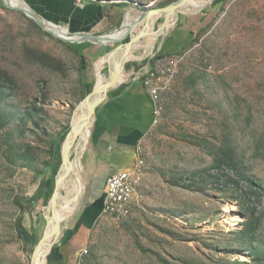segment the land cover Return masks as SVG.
Here are the masks:
<instances>
[{"label":"rangeland","instance_id":"374dc122","mask_svg":"<svg viewBox=\"0 0 264 264\" xmlns=\"http://www.w3.org/2000/svg\"><path fill=\"white\" fill-rule=\"evenodd\" d=\"M94 1L121 7L122 18L133 11L131 19L141 6L177 0ZM186 17L199 25L181 49L164 46L161 17L151 34L157 37L153 51L142 55L146 36L130 61L152 54L162 60L159 113L139 147L141 176L128 213L102 217L89 264H264V0H216L180 20ZM103 50L94 45L82 58L0 0V264H31L47 232L49 202L30 199L52 164L59 172L63 167L62 150L54 157L51 151L63 147L62 135L93 90V64ZM163 58L175 63L171 72ZM103 75L110 76L109 65ZM78 140L72 143L73 137L72 148ZM229 206L238 220L227 214ZM21 220L30 235H20Z\"/></svg>","mask_w":264,"mask_h":264},{"label":"crops","instance_id":"0c3cea01","mask_svg":"<svg viewBox=\"0 0 264 264\" xmlns=\"http://www.w3.org/2000/svg\"><path fill=\"white\" fill-rule=\"evenodd\" d=\"M24 1L41 18L65 29L68 27L73 33L83 32L85 29L96 33L108 32L123 15L121 7L94 0L84 1L81 6L74 0ZM191 20L186 17L177 22L174 18L170 23L169 28L173 30L164 45L169 51L181 49L195 37L198 23ZM176 22L179 23L178 29L175 27ZM103 49L93 66L106 56L114 55L115 46L108 52ZM147 62L148 60L128 63L131 68H126V73L121 75L122 83L110 90L97 107L84 152L76 167L72 206L65 218L68 220L63 224L59 240L48 252L43 264L77 263L79 253L90 247L94 229L103 217L108 178L132 168L136 163L140 144L152 130L155 119L154 104L148 90L136 78V74L133 75L140 64L145 65ZM65 205L67 206V199Z\"/></svg>","mask_w":264,"mask_h":264},{"label":"water","instance_id":"95a60500","mask_svg":"<svg viewBox=\"0 0 264 264\" xmlns=\"http://www.w3.org/2000/svg\"><path fill=\"white\" fill-rule=\"evenodd\" d=\"M3 4L6 8L10 9V10H14L17 12H20L21 14H23L24 16H26L30 21H32L33 23H35L38 27H40L45 33L49 34L51 37L64 42L66 44H70V45H83V44H92L93 46H100L103 47L105 42H110L112 41V46H115V49L113 50V52H119L122 50H124L125 48V55L129 52L132 51V49L134 48L135 44L139 41H141L144 37L148 36V34L146 35V27H144L142 29L141 32H137V29L140 28V21H142L143 19L140 18V14L145 13L147 14L146 16V25H148L147 22H149L150 18L153 15H167V14H171V17L173 16L174 18L177 19V21L180 19L181 15H189V13H183L180 12V9L184 8L190 0H177L167 6L161 7V8H145L143 6H141L138 10H137V14L136 17L132 23V26L130 28V30L127 32L126 35L116 38V39H109V35L110 34H114L118 31V30H122L123 29V23H124V17L127 11H125V14L123 16V18L121 17L119 22V28L115 29L114 31L110 32V33H96L93 32L90 29H85L83 32H78V33H73L70 31V28H68L67 26V33L65 34L63 32H56L53 31L52 29H50L49 25L50 22H47L45 19L41 18L36 12H34V10H32V8L25 2V4L29 7V8H25V7H18L15 6L14 4H12V0H2ZM216 0H213L209 5L202 7L200 10H197L195 12H193L192 14H197L200 13L202 11L207 10ZM127 10V9H126ZM168 19H170V17L165 16L164 17V22H163V26L162 28H159L158 32H159V36H163V40H165V38L167 37V31L163 32V29L166 27L167 23H168ZM59 26V25H58ZM61 27V26H60ZM109 34V35H107ZM159 38V37H158ZM153 55V54H152ZM151 55V56H152ZM122 56V55H121ZM150 56H146V57H140L137 60H135V62H140V61H144L146 58H149ZM124 58V55L122 57L121 60V64L118 66L117 72L114 75V77L111 78V80L105 84V85H101V86H94L93 90L90 92V94L86 97L85 101L82 104H87L88 105V109H87V116H86V120L88 121H93L95 114H96V109L97 107L103 102L105 96L108 94V92L110 90H112L113 88H115L116 86H118L119 84H121L122 82H120L121 79V75L126 73V66L128 63H130V61H126L125 63H122ZM93 99V100H92ZM73 130V126L71 128L70 133L67 135L65 141H64V145L62 147V159H63V165L66 164L67 162H69L70 164L71 162V151H72V144H69V139H70V135L71 132ZM78 139V134H74V141H72V143H75L76 140ZM87 149V148H86ZM68 174L67 175H72L73 170L70 168V165L67 168L66 171ZM61 181H63L60 177V172L58 173L57 177H56V182H55V189H54V193L49 201V205H48V209H50L49 215H51L54 219V226L52 228V231L50 232V235L47 234V232L45 231L43 239L39 242L37 248L35 249L33 256H32V260H31V264H34L39 256V254L43 251L44 248H42V246L47 243L50 239L53 240V244L51 245V247L49 248V252L53 249V247L56 245V243L59 240V237L61 235L62 232V226L63 224L68 220H62L61 218H59L58 215L55 214L56 211V200H57V194H58V188L61 185ZM48 223H47V227L48 228ZM53 238V239H52Z\"/></svg>","mask_w":264,"mask_h":264},{"label":"bare ground","instance_id":"6f19581e","mask_svg":"<svg viewBox=\"0 0 264 264\" xmlns=\"http://www.w3.org/2000/svg\"><path fill=\"white\" fill-rule=\"evenodd\" d=\"M213 0H201V2L198 3V0H190V2H193V4H190V2L182 9H180V12H183V13H193L197 10H200L202 7H205L207 6L210 2H212ZM12 4H14L15 6H18V7H22L20 5H17L13 0H12ZM133 12V11H132ZM130 12V14L132 13ZM127 15L125 18H124V23H123V29L122 30H118L115 35H111L109 37V39H116V38H119L123 35L126 34V32L131 28L132 26V23L136 17V14L134 17H132L131 19H128V17L130 16ZM169 15V14H167ZM167 15H153L149 22L148 25H147V33H148V37L150 38V41H149V47L142 53L143 54H150L155 45H156V39L157 37L155 38H152L151 37V34L154 32L155 33V22L161 18V17H165ZM146 16L147 14L145 13H142L140 14V18H142L143 20L140 21V27L144 24L146 25L145 21H146ZM48 22V21H47ZM50 29H52L53 31H58V32H63L65 34H68L67 31L68 29H65L63 27H60L56 24H53L50 22V25H49ZM159 28H162V25H160ZM143 29V28H142ZM137 32H141L140 31V28L137 29ZM160 32V31H159ZM159 32H158V35H159ZM140 42V41H139ZM139 42H137L134 46V48L132 49V51H129L126 55H125V51L124 52H120V53H117L115 55H111V56H106L104 59H102L95 67V75H96V86H101V85H105L107 84L112 77H114L115 73H116V68L118 67V64L121 63V60H122V57L124 55V58H123V61L122 62H126V61H129V60H134L136 59L137 57V51L136 49H138V46H139ZM110 45H112V41L110 42H105L103 47H109ZM140 51V50H139ZM138 51V52H139ZM142 52V51H141ZM149 52V53H148ZM122 55V56H121ZM104 65H109V69H110V76L108 78L104 77L103 75V70H104ZM104 67L102 70L101 68ZM101 70V71H100ZM93 100V99H92ZM87 109H88V105L85 103L81 109L78 111L77 113V116L75 117V120H74V124H73V130L71 132V135H70V142L71 143V140L73 139L74 137V133H78L80 128H81V124L83 123V118L87 115ZM91 124H92V121H88L86 120V127H85V131H84V134H83V139H82V133L79 132V135H78V145L75 146L74 148H72V151H71V155L72 153H75L77 155V159L75 162H72L71 164L69 162H67L66 164L63 165V167H65L64 169V176H63V181L61 182V185L59 186L58 188V194H57V200H56V215L59 216V218H61L62 220H65L71 206H72V196H73V192H74V188H73V179H74V176H75V171H76V167L81 159V152L83 151L84 147H85V143H86V140H87V137H88V134H89V131H90V127H91ZM66 165V166H65ZM70 165V168L73 170L74 173H72V175H67L68 173L66 172L67 171V168L68 166ZM63 167L61 169H63ZM60 169V173L62 172ZM66 187V194L67 196H64L62 194L63 190L65 189ZM67 199V206L65 205V201ZM50 210V209H49ZM226 212L227 214H229L235 221L239 219V216L237 213H235L232 208L229 206L226 208ZM47 223L49 224L48 225V228H47V234L50 235V232L52 231V228L54 226V222L52 224V216L51 215H48L47 216ZM53 239V238H52ZM53 244V240H49L47 243H45L42 248L43 251L39 254L36 262L34 264H43L45 258H46V255L48 254L49 252V248L51 247V245Z\"/></svg>","mask_w":264,"mask_h":264},{"label":"built area","instance_id":"2783aa9c","mask_svg":"<svg viewBox=\"0 0 264 264\" xmlns=\"http://www.w3.org/2000/svg\"><path fill=\"white\" fill-rule=\"evenodd\" d=\"M84 1L91 0H74L78 6L83 5ZM148 62L145 65L140 64L136 69V78L140 79L144 87L148 90L152 103L154 104V117L158 116V103L160 99L161 84L163 76L166 74L163 66H161V59H158L154 54L146 58ZM144 60V61H145ZM166 62L169 60L163 58ZM137 62V61H136ZM143 61L137 62L142 63ZM170 67L167 69L171 72V68L175 65L174 62H168ZM154 119V123H155ZM139 159V150L137 160ZM141 176V167L139 164H134L132 168L111 175L105 187V199L103 216H125L128 213L129 205L133 201L136 189L139 185ZM90 256L89 247L83 249L77 259L76 264H89L88 259Z\"/></svg>","mask_w":264,"mask_h":264},{"label":"trees","instance_id":"16d2710c","mask_svg":"<svg viewBox=\"0 0 264 264\" xmlns=\"http://www.w3.org/2000/svg\"><path fill=\"white\" fill-rule=\"evenodd\" d=\"M221 2H225V1H227V0H220ZM211 3V2H210ZM209 3V4H210ZM208 4V5H209ZM167 16H170V18L171 19H169V21H168V23H167V25H166V29L168 30L169 29V26H170V23L172 22V21H174V17L172 16L171 17V14H169V15H167ZM176 19V18H175ZM166 30V31H167ZM124 36V35H123ZM122 37V36H121ZM69 46L70 47H72V48H74L75 49V51L76 52H78L80 55H82V58L84 57V55H83V51L85 50V49H88V48H92L93 47V45L92 44H83V45H70L69 44ZM104 48V47H103ZM114 53V52H113ZM149 53V52H148ZM163 55V54H162ZM160 56V55H159ZM126 68L127 69H129V68H131V64H128L127 66H126ZM4 80H8V78H3ZM67 131L62 135V138H63V140L65 141V139H66V137H67ZM62 145L61 144H58V145H56L53 149H52V151H51V154H52V156L54 157L55 155H56V153H60L61 152V150H62ZM230 156V155H229ZM217 161H219V159H217ZM217 165V164H216ZM215 165V168L216 169H222V165L221 164H218V167ZM52 169H53V172H52V174H51V176L49 177V178H45V179H43L42 180V184H41V187L39 188V191L37 192V194L35 195V197L34 198H32V199H30V202L33 204V203H35V201H37V202H40V201H43V204L45 205V206H47L48 205V202L50 201V199H51V197H52V195H53V193H54V189H55V182H56V177H57V175H58V173H59V168H57L56 166H55V164L53 165L52 164ZM200 175L202 176L203 175V178L206 180L208 177H207V175H205V173H202V171L200 172ZM210 178H213V177H211L210 176ZM250 184H252L251 182H250ZM253 186L254 185H251L250 186V188H251V190H253ZM189 187H192L191 185H189ZM44 190L46 191V192H44ZM251 190H250V193L252 194V192H251ZM20 205H21V202L19 203ZM22 206V205H21ZM23 208V207H22ZM18 230H19V232H20V235L21 236H24V235H30L29 234V232H28V230L25 228V226L23 225V223H22V220L19 222V225H18ZM34 238V240H37L35 237H33Z\"/></svg>","mask_w":264,"mask_h":264}]
</instances>
